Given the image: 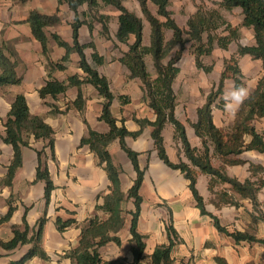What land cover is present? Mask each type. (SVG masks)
I'll list each match as a JSON object with an SVG mask.
<instances>
[{
	"label": "trees",
	"instance_id": "obj_1",
	"mask_svg": "<svg viewBox=\"0 0 264 264\" xmlns=\"http://www.w3.org/2000/svg\"><path fill=\"white\" fill-rule=\"evenodd\" d=\"M138 1L151 26L149 45L143 42V17L131 10L123 0H58L59 5L67 3L69 8L75 12L74 19L70 23L73 37L71 43L57 32L51 33V37L65 48V53L58 60H54L49 54V36L45 28L60 21L59 8L52 14L43 13L33 8L28 16L32 33L42 46L43 54L46 57V66L49 70V78L39 89L40 96L56 98L59 94L66 92L69 87L77 86L79 88L77 97L73 101L66 102L63 109L54 106L52 111L66 112L70 108H77L83 112L87 97L84 95L81 85L89 83L103 97L99 119L105 121L109 126L108 131L101 132L91 127L86 117L83 118L88 130L87 134L81 138L80 145L87 144L95 152L99 158V163L104 164L110 181L109 190L101 192L97 196V198H102L103 202L98 203L96 209L104 211L106 215L88 217L82 225L79 244L67 250L64 256L71 259V264H176L172 250L177 231L173 225L167 226L169 242L156 245L150 255V261L143 262L147 242L146 235L139 230V219L143 202L141 187L147 167L140 165V152L127 144L126 137H137L147 125L153 127L151 136L159 157L167 165L184 174L189 181L188 185L197 206L203 214H208L214 219L218 230L232 236L236 241H258L264 244V238L257 237L249 230H230L220 222L218 216L206 209L204 197L197 187V174L192 167L197 166L201 171L211 175L209 182L211 191H213L214 184L223 185V188L216 192V205H239V198H249L254 207L257 208L259 205L258 193L264 186V165L250 162L251 177L242 181L230 176L223 165L215 166L212 163V157L218 156L224 164H235L245 162L244 159L236 157L244 151L258 150L264 152V132L259 131L255 126V120L264 117V73L259 78L256 87L252 89L251 98L245 101L236 114L233 124L229 129L224 130L215 123L213 111L215 108L224 109L221 97L225 93L228 77L227 67L229 66L228 60H225V68L222 70L218 82L208 92L204 103L198 107L196 121L191 122L196 134L202 139L201 148L193 146L187 135L185 123L176 115L178 101L174 82L180 71L177 62L183 55L187 42L191 41L192 45H195L193 53L196 64L207 72H211L213 65L205 66L201 61V56L211 55L216 44L222 48H228L232 41L239 38V28L228 22L218 8H206L203 4H198L196 10L189 15L186 25L181 26L170 9L171 0ZM150 2L157 7L156 12L151 9ZM84 4L87 8L80 12V8ZM102 5H111L119 12L116 39L121 43H126L128 49L118 57V60L128 68L130 79L139 78L143 82L144 98L156 114L154 120L147 117L135 118L141 126L136 131L128 129L124 119L121 120V125L118 124V119L112 110V103L116 95L111 88L110 80L92 63L104 64L105 56L98 51L93 38L88 42H81L80 40V27L87 24L93 37L95 22L101 23V34L106 38H111L109 25L111 15L100 11ZM220 6L228 11L236 7L242 9V25L253 30L254 43L239 45V52L261 60L264 70V0H221ZM222 26H224V34L218 31ZM165 29H171L173 32L169 39H166ZM132 36L134 39L130 41ZM87 47L93 50L92 61L85 51ZM5 49V45L0 42V86L21 84L24 77L17 72V58L12 59L15 53L12 52L11 55H8ZM74 51L79 55L78 65L83 74L74 73L66 79L54 76L53 70H64L66 62L71 59V53ZM147 55H151L153 59L155 76L148 70L145 59ZM242 76L241 69L237 67L234 75L235 84L243 83ZM118 98L123 105L130 101L129 95L121 94ZM2 122L5 127L3 139L12 144L14 148V157L8 165L5 180L7 184L13 183L15 174L23 163L21 146L29 144V136L33 135L35 139H43L45 147L50 148L51 158H55V130L52 125L45 121L43 116L30 112L24 93L15 96L11 108ZM168 122L175 127V137L180 139L187 160L181 158L178 162H174L170 159L163 136V129ZM247 136H250L249 141L246 139ZM116 139L119 140L120 146L127 153L136 171V177L126 191L121 187V168L114 162L109 150V144ZM45 147L37 150L39 163L35 181L44 182L45 199L48 204L55 184L47 159L44 160L48 155L45 152ZM254 176L256 177L253 178ZM129 200L134 203V208L129 211L131 214L129 230L131 233L132 259L128 261L126 257L120 256L105 260L101 256L100 247L111 241L121 243V237L116 233L125 225L126 218L123 205ZM14 210L15 206L11 205L3 219H9ZM258 218L264 221V214H260ZM23 221L24 227H15L12 238L7 241L0 239V245L11 249L19 244L31 243V247L19 258L11 260L8 264H26L35 256L49 257L41 245V237L47 217H40L33 228L28 224L26 215H24ZM73 223H76L74 217L65 219L58 216L56 219V226L60 231H64ZM31 231H33L32 234H30ZM217 260L219 264H229L223 257H218Z\"/></svg>",
	"mask_w": 264,
	"mask_h": 264
},
{
	"label": "crops",
	"instance_id": "obj_2",
	"mask_svg": "<svg viewBox=\"0 0 264 264\" xmlns=\"http://www.w3.org/2000/svg\"><path fill=\"white\" fill-rule=\"evenodd\" d=\"M20 1L0 0L2 2L0 3V42L5 45L8 55H11L12 52L15 53L12 59L17 58V72L24 77L21 84L0 86V239L7 241L12 238L15 227L23 228L24 215H26V220L32 228L37 224L40 217L46 216L47 221L41 237L43 249L47 251L49 257H57L58 264H71V259L64 256V254L67 250L79 244L81 228L88 217H103L106 215L104 211L96 209V205L103 202V199L97 198V196L101 192H107L110 184L104 164L99 163V158L95 152L87 144L80 145L81 138L87 134L88 130L83 118L86 117L91 127L101 132L108 131L109 126L105 121L99 119L103 97L89 83L81 85V89L87 97L83 112L77 108H70L66 112L52 111L54 106L63 109L66 102L73 101L79 92L77 86L69 87L66 92L59 94L56 98L50 96L43 98L40 96L39 89L49 78V70L46 66V57L43 54L42 46L33 35L28 21L30 10L35 8L43 13L52 14L59 8L60 21L45 28L49 36V54L54 60H58L65 53V48L51 37V33L57 32L71 43L73 37L70 23L74 19L75 12L69 8L67 3L59 5L58 0H33L31 5ZM86 8V5L81 7L80 12L85 11ZM104 12L109 13L107 10ZM135 12L142 17L140 12L136 10ZM118 14L119 12L116 11L115 15L118 16ZM112 22L115 23L113 29L117 31L118 18L115 17ZM101 29L100 23L95 22L92 37L88 25L83 24L79 31L80 40L81 42H88L93 38L98 51L106 58L101 49L105 41V38L101 35ZM143 33V42L149 45L151 26L145 20ZM146 41L149 43H146ZM85 51L87 53V48ZM87 56L89 57L88 53ZM78 60V53L72 52L71 59L66 62V68L64 70H53L52 74L60 79H66L74 73L83 74L78 66ZM103 65H96V67L109 78L101 67ZM128 74L129 70L126 68L122 86H116L117 88L110 81L111 88L116 95L112 103V110L118 119L119 125L122 124L121 120L124 119L128 129L136 131L141 126L135 118L147 117L154 120L156 114L144 98L143 82L139 78L130 79ZM19 93L26 95L32 114L43 116L45 121L53 126L55 130V158H51L50 148L45 147L43 139H35L33 135L29 136V144L21 146L23 163L18 168L13 183L9 185L5 180L8 165L14 157V148L12 144L5 142L3 139L5 127L2 121L7 116L15 96ZM121 94L129 95L130 101L124 105L121 104L118 98ZM206 95L200 105L204 103ZM200 105H196L193 109L195 111L192 122L197 119V109ZM215 109L213 111L214 120L221 127L216 120ZM182 121L186 125L187 135L192 145L199 146L198 143H202L201 137L196 134L192 124L188 129L185 120ZM255 126L259 131L264 132V117L255 120ZM152 129L151 125H147L137 137L127 136L126 142L130 147L140 152L139 163L142 167H147L141 187L142 208L147 199L152 201L150 203L152 205L163 203V211L166 214L161 223L164 225L166 222L167 226L173 225L177 231L175 245L172 250V256L175 260L178 258L180 260L187 259L184 264H219L217 258L223 257L229 264H264L263 243L246 240L236 241L232 236L219 231L210 215L201 212L189 188L188 179L180 170L170 167L159 157L151 136ZM163 136L170 159L174 162H178L180 157L187 160L179 150L181 149L180 142L178 143L179 149L176 143V148L172 147V140L175 137V127L172 123H166ZM246 139L249 141L250 136H247ZM116 140L109 144V150L114 162L121 168V187L126 191L136 177V171L127 153L120 146L119 140ZM44 147L46 154H48L44 160L47 159L55 184L48 204L45 199L44 182L41 180L35 181L39 163L37 150ZM213 157H216L219 163H215ZM213 157L212 163L215 166L223 165L230 176L242 181L251 177L250 162L264 165V152L258 150H247L237 155V158L245 160L243 163L224 164L218 156L214 155ZM192 167L197 174V187L204 197L206 209L209 212L218 216L220 222L230 230H249L257 237L264 238V221L258 218L260 214H264V186L258 193L259 205L257 208L254 207L249 198H239V205H216L213 201L215 193L209 188L211 175L201 171L197 166ZM11 205L15 206V210L9 219H3ZM27 207H29L28 210ZM58 216L65 219L74 217L76 223L68 226L64 231H60L56 226ZM140 223L139 219V230ZM128 231L130 234L128 238H130L131 233L129 229ZM122 233V229L116 233L121 237L120 244L111 241L100 247L103 259H115L120 256H126L128 261L132 259L131 248L130 250H122L121 248L125 240ZM142 233L146 235L145 254L149 255V258L156 245L169 242L166 227L164 237L159 240L156 238L150 240L151 237L148 234ZM112 242L116 250H106V247ZM30 247L31 243L19 244L11 249L0 245V264H8L11 260L19 258ZM16 253L18 256L15 257L14 254ZM49 257L35 256L28 260L26 264H49ZM177 263L183 264L182 261Z\"/></svg>",
	"mask_w": 264,
	"mask_h": 264
},
{
	"label": "rangeland",
	"instance_id": "obj_3",
	"mask_svg": "<svg viewBox=\"0 0 264 264\" xmlns=\"http://www.w3.org/2000/svg\"><path fill=\"white\" fill-rule=\"evenodd\" d=\"M220 1L221 0H171L170 9L173 11V16L181 25H185L187 18L191 13L196 10L198 4H203L204 6H206V8H218L220 12L224 15V17L227 19V21L230 22L233 26L238 27L240 31L239 38L232 41L229 44L228 48H222L216 44L211 55L201 56V61L205 66L213 65V69L211 72H207L204 68L199 67L196 64L195 54L193 53L195 45H192L191 41L187 42L183 55L177 62L180 71L175 79L174 88L178 95L177 116L182 120H185L188 125V129L189 127H191L190 125L194 116L195 110L193 109H195L196 105H200L202 103L205 95L210 91L213 85L218 82L220 74L225 68L226 59L229 62V66L227 67L228 77L226 79L225 92L233 85V83H235L234 75L236 74L237 67L241 69V72L243 74V84L248 85L251 90L256 87L259 78L264 73L261 60L255 59L249 54H241L239 52V45H250L254 43L253 30L242 25V9L240 7H236L233 10L228 11L224 7L220 6ZM20 2L27 5H31L33 0H21ZM124 2L127 6L130 7V9L140 12L145 22H148L147 18L142 12L141 5L138 0H124ZM85 5L86 4L82 5L81 7ZM150 7L153 12H156L157 7L152 2H150ZM106 10L109 13L104 12ZM100 11L111 15V20L109 23L111 38H106L101 34L105 38L101 49L106 55V61L101 67L108 74L112 85L117 88L116 86H120L122 84V81H124L123 75L125 74L127 68L123 63L118 60V57L121 56L122 53L128 49V45L126 43H121L116 39V31L113 29L115 23H113L112 21L113 19H115V17H117V15H115L117 10L111 5H102L100 7ZM111 22L113 23L112 25ZM218 31L221 34H224V26L220 27ZM172 34L173 32L171 29H165L166 39H169ZM133 39L134 37L132 36L130 41H133ZM146 43L149 42L146 41ZM91 51H93L92 48L87 47L89 59L92 61ZM150 56L151 55H147L145 59L146 63L149 66L148 70L153 76H155V69L152 63L153 59H151L152 57ZM92 63L96 66L94 62ZM215 117L221 127H223L224 130H227L233 124L236 115L232 116L226 111H224V109L216 108ZM179 142L181 143L179 138L173 137L172 147L176 148V143L179 149ZM198 145L199 146H195L201 148L202 143L199 142ZM179 150H181L184 155L182 143L181 149ZM181 158L182 157H180V159ZM213 158L215 163H219L216 157ZM222 188V184H214V202L217 200L216 192L221 190ZM150 203H152V201H149V199H147L146 202L143 204L142 212L140 215V230L148 234L151 237L150 240H153L155 238L159 240L164 237L165 227L167 228L166 222L164 225L161 223L162 219H164V216L166 214L163 211L164 204L158 203L152 205ZM133 207L134 203L132 200H129L124 204V212L126 219L125 225L122 228V235L125 238L121 246L122 250H130L131 248L130 238H128L130 236L128 229L131 218V214L129 211L130 209H133ZM167 219L169 218L167 217ZM106 250H116L114 243H110V245L106 247ZM14 256L16 257L18 256V254L16 253L14 254ZM149 260V255L145 254L143 261L148 262ZM176 260V264H178L177 262L180 261H182V263L184 264L186 263L187 259L180 260V258H178Z\"/></svg>",
	"mask_w": 264,
	"mask_h": 264
},
{
	"label": "clouds",
	"instance_id": "obj_4",
	"mask_svg": "<svg viewBox=\"0 0 264 264\" xmlns=\"http://www.w3.org/2000/svg\"><path fill=\"white\" fill-rule=\"evenodd\" d=\"M252 95L251 88L246 84H235L223 94L221 97L224 105V111L232 116H235L245 101L249 100ZM49 264H58V259L55 256L49 257Z\"/></svg>",
	"mask_w": 264,
	"mask_h": 264
}]
</instances>
